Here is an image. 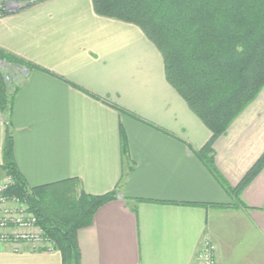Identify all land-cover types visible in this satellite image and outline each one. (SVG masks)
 <instances>
[{
	"label": "crops",
	"instance_id": "crops-1",
	"mask_svg": "<svg viewBox=\"0 0 264 264\" xmlns=\"http://www.w3.org/2000/svg\"><path fill=\"white\" fill-rule=\"evenodd\" d=\"M0 50L37 69L19 68L0 114V167L8 126L28 188L76 179L87 195L116 194L78 231L81 264H198L204 240L217 264H264V168L231 194L264 153V88L214 142L213 174L196 157L211 133L136 26L97 16L91 0H47L0 16ZM0 264L61 257L3 243Z\"/></svg>",
	"mask_w": 264,
	"mask_h": 264
},
{
	"label": "trees",
	"instance_id": "trees-1",
	"mask_svg": "<svg viewBox=\"0 0 264 264\" xmlns=\"http://www.w3.org/2000/svg\"><path fill=\"white\" fill-rule=\"evenodd\" d=\"M25 3L29 0H16ZM47 0H36V4ZM97 16L136 26L160 53L167 83L209 130L196 157L214 174V142L264 88V0H91ZM25 5L24 7H28ZM0 10V16L4 15ZM0 63L37 70L0 50ZM15 87L8 90L0 71V114H10ZM121 151L127 156L124 132ZM2 166L12 179L7 194L24 202L61 264H81L77 233L89 227L96 211L115 193L90 196L76 179L28 188L13 158V134L5 129ZM264 168V153L231 191L234 197ZM138 200H126L135 211Z\"/></svg>",
	"mask_w": 264,
	"mask_h": 264
},
{
	"label": "built area",
	"instance_id": "built-area-1",
	"mask_svg": "<svg viewBox=\"0 0 264 264\" xmlns=\"http://www.w3.org/2000/svg\"><path fill=\"white\" fill-rule=\"evenodd\" d=\"M35 1L20 3L16 0H0V10L3 13L13 12ZM12 183V179L6 175L0 178V244H8L16 252L23 244L36 251L54 252V243L45 236L28 206L19 198L7 194ZM215 255L216 247L204 240L196 255L197 263L217 264Z\"/></svg>",
	"mask_w": 264,
	"mask_h": 264
},
{
	"label": "rangeland",
	"instance_id": "rangeland-1",
	"mask_svg": "<svg viewBox=\"0 0 264 264\" xmlns=\"http://www.w3.org/2000/svg\"><path fill=\"white\" fill-rule=\"evenodd\" d=\"M0 71L3 74L4 81L8 83L9 91L12 92L13 89L17 87V85L21 82V80L19 79V75L24 73H20L21 69L17 67H10L3 63H0ZM29 212L31 211L29 210Z\"/></svg>",
	"mask_w": 264,
	"mask_h": 264
}]
</instances>
